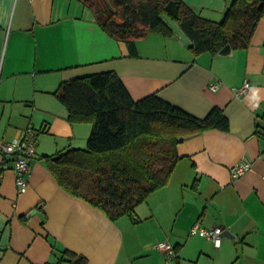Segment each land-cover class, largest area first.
I'll return each instance as SVG.
<instances>
[{"label":"crops","instance_id":"0c3cea01","mask_svg":"<svg viewBox=\"0 0 264 264\" xmlns=\"http://www.w3.org/2000/svg\"><path fill=\"white\" fill-rule=\"evenodd\" d=\"M220 21L233 0H185ZM136 42L138 55L104 31L80 0H0V144L40 130L30 159L28 189L20 193L14 158L0 148V264H166L158 242L173 243V264H264V16L247 48L196 55L173 22ZM116 71L134 99L156 93L197 117L223 108L230 129L181 138L169 181L135 214L112 220L66 191L45 155L86 148L92 124L72 122L54 94L63 81ZM250 88L238 95L244 81ZM219 82L212 90L210 85ZM251 168L233 177L231 166ZM223 228L216 246L192 226Z\"/></svg>","mask_w":264,"mask_h":264},{"label":"trees","instance_id":"16d2710c","mask_svg":"<svg viewBox=\"0 0 264 264\" xmlns=\"http://www.w3.org/2000/svg\"><path fill=\"white\" fill-rule=\"evenodd\" d=\"M101 28L138 55L136 42L156 32L175 33L176 22L196 54L217 55L226 45L247 48L264 16V0H233L220 21L197 14L185 0H80ZM54 94L72 122L92 124L86 148L45 155L48 168L70 194L84 198L112 220L132 218L138 204L168 183L180 159V137L208 129L228 131L220 106L197 117L156 93L134 99L114 70L63 81ZM72 264H87L68 251Z\"/></svg>","mask_w":264,"mask_h":264},{"label":"built area","instance_id":"2783aa9c","mask_svg":"<svg viewBox=\"0 0 264 264\" xmlns=\"http://www.w3.org/2000/svg\"><path fill=\"white\" fill-rule=\"evenodd\" d=\"M219 87V82L210 85L212 90ZM250 88V82L245 80L243 85L236 89L238 95L244 94ZM40 130L33 125H29L25 134L20 139H15L10 142H1L0 148L5 154L12 155L14 158L13 169L16 174V183L20 193L26 192L28 189V176L31 174L30 159L36 154L37 137ZM252 166V162L243 159L231 166L233 177H239L246 173ZM2 170L0 169V174ZM191 233H202L211 239L216 246H220L222 242L223 228L220 226H203L200 222H196L192 228ZM159 250L166 254V264H173L176 257L175 246L168 240L158 242Z\"/></svg>","mask_w":264,"mask_h":264},{"label":"water","instance_id":"95a60500","mask_svg":"<svg viewBox=\"0 0 264 264\" xmlns=\"http://www.w3.org/2000/svg\"><path fill=\"white\" fill-rule=\"evenodd\" d=\"M232 48H231V46L228 44V45H226L217 55H226V54H229V53H231L232 52ZM180 138H182V137H180Z\"/></svg>","mask_w":264,"mask_h":264},{"label":"rangeland","instance_id":"374dc122","mask_svg":"<svg viewBox=\"0 0 264 264\" xmlns=\"http://www.w3.org/2000/svg\"><path fill=\"white\" fill-rule=\"evenodd\" d=\"M169 22L173 24V22H172V21H169Z\"/></svg>","mask_w":264,"mask_h":264}]
</instances>
